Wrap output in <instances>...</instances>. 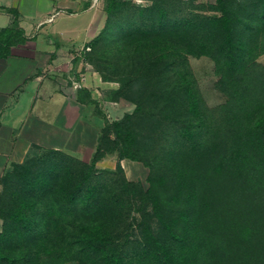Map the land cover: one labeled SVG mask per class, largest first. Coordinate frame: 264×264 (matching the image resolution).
<instances>
[{
	"label": "trees",
	"instance_id": "1",
	"mask_svg": "<svg viewBox=\"0 0 264 264\" xmlns=\"http://www.w3.org/2000/svg\"><path fill=\"white\" fill-rule=\"evenodd\" d=\"M149 1L151 4L147 7H133L131 1L106 0L104 29L87 45L89 51L84 50V57L88 63L102 60L110 65L114 61V57L107 54L112 50L108 47L113 44L111 37L114 38L110 30L112 27L119 28L117 25L121 23V15L127 10L125 8L132 11L125 15V18L131 21L132 31L128 33V38L131 36L133 38L130 42L124 40L121 44L122 48L118 46L112 52L113 55L121 58L126 54L131 61H128L122 72L128 74L129 82L124 83V87L117 92L118 95L127 97L138 85L141 90L140 98L148 100L150 95H155L157 85L154 81L159 74V66L168 57H173L176 61L174 66L170 67L171 72L176 69L180 58H185L186 55L194 57L204 55L223 67L229 78L243 76L246 70L245 63L251 54L245 39L264 30V22H261L264 21V0L256 2L262 10L254 16V20L261 24L256 28L246 23L238 31L233 27L234 22L229 16L230 12L225 0H217V7L210 15L206 11L204 14L202 9L193 7L190 0ZM6 32L3 30L0 35ZM144 33L150 36L151 42L133 44V40ZM129 46L131 47L128 48ZM98 50L104 53L102 58L94 54ZM96 69L101 79L107 81L102 69ZM126 69L131 73H127ZM141 76L146 78V88H141ZM239 78L237 80L241 81ZM186 82L187 78L184 74H178L175 79L178 95L183 99L177 111L192 115V120H196L200 127V119L197 118L200 113L196 110L193 88ZM136 95L139 97L138 92ZM170 98L172 99V95L166 100ZM253 107L261 109L264 104L257 102ZM141 111H143L142 105L137 104L133 113L106 123L100 129L90 165L64 153L46 150L41 152L44 153L43 159H36L32 163L31 160L38 156L36 155L11 169H20L26 173L34 162L40 160L38 163H42L43 167L35 174L42 175L40 180L42 178L46 180L45 176L50 173L62 174L59 188L61 202L66 203L67 206H74L80 197L86 207L101 205L104 197H102V187L96 180L108 176L109 180L115 182V178L122 174V170L97 172L94 164L112 153H116L118 161L141 160L137 133L133 127L134 118ZM167 116H164L163 120ZM187 129L188 127L185 126L178 131L186 134ZM201 133L203 130L198 128L191 135L193 149L199 146L197 139ZM179 137L181 138L175 140L174 144L189 139L188 137L186 140V136ZM261 151L264 152V113H260L251 124L247 125L242 142L226 157L234 163L233 170H236L235 180L232 181L244 189L240 192V196L231 182L220 193L223 195V204H218L220 208L217 207L216 202L213 203L212 197L207 199L203 197L199 203L195 181L191 175H186L182 168L174 178L176 191L172 193L171 199L174 201L182 199L184 208L179 210L177 215L165 220L162 210L161 212L158 210L160 207L158 199L155 198L153 200L155 212L162 232L155 236L151 232L150 225L138 224V227L142 228V238L139 240H128V235L123 234L126 228H123L119 221L115 224L103 217L96 225L80 227L75 240L68 246L64 242L56 243L50 238L52 231L62 224V219L51 222V218L42 212V220L37 223L38 206L33 198L36 192L33 191L32 195L24 198L17 193L8 207L0 208V219L5 222L4 232L0 233V264H24L22 258H12L16 254L10 249L15 242H22L30 235L34 236L35 245L30 248L29 254L36 256L43 253L48 256L49 264H66L67 261L79 264H256L257 262L264 264L262 249L258 248L253 239L256 235L258 240H264V209L257 211L245 200L247 190L251 189L253 193V188L258 183L264 186V163L259 162L264 157ZM113 185L106 189L104 195L106 198L110 195L114 198L111 203L119 205L124 198L122 190L134 187L135 184L124 179L121 185H118L119 188H112ZM28 187L33 186L28 185ZM28 187L25 185L24 189L27 190ZM19 190L21 194L26 192L22 193V187ZM140 193L139 199L142 202L150 198L149 196L158 195L156 191L154 195ZM227 198H229L228 203L225 201ZM208 204L214 206L210 212L207 209ZM210 214L212 217L210 222L214 224L216 230L214 236L219 237L222 243L219 250H212V254L203 242L206 239L203 233L208 231L207 218ZM119 215L121 216L120 212ZM38 224H41L40 227Z\"/></svg>",
	"mask_w": 264,
	"mask_h": 264
},
{
	"label": "rangeland",
	"instance_id": "2",
	"mask_svg": "<svg viewBox=\"0 0 264 264\" xmlns=\"http://www.w3.org/2000/svg\"><path fill=\"white\" fill-rule=\"evenodd\" d=\"M190 1H192L193 7L202 9L204 14L206 11L208 15L213 14L214 8L217 7V0ZM256 2L258 0H225L235 30H241L246 23L257 28L261 22H264L254 20L255 14L262 10L260 6H257L258 4L256 5ZM130 3L133 7H147L151 4L149 0ZM125 9L127 10L121 15V23L117 25L119 28L112 27L110 30L111 34H114V38L111 37L113 44L108 47L112 50L107 54L113 56L114 61L110 65L102 60H96L95 63L89 62V64L100 79V73L96 68L102 69L103 76L108 79L107 81L101 79L102 83L114 87V89L108 90L107 96L108 99L115 100L118 105L122 106L123 109H119V112L123 114L121 118L126 114L133 113L137 104L142 105L143 111L136 114L133 124L140 146L141 160L118 161L116 153L108 154L98 160L94 164L97 172H119L121 169L122 174L115 178V182L109 180L108 176L96 180L97 184L102 187L104 202L94 207L84 206L80 197L74 206H67L66 203L60 201L61 173L47 174L46 180L44 178L40 180L41 174L35 175L43 167L42 163L39 164L38 161L43 159L44 153L31 160L32 162L41 158L33 165H28L30 170L26 173L13 168L8 170L0 181V208L8 207L17 193L24 198L32 195L33 191L36 192L33 198L38 206L37 223L42 220V212L51 218V222L62 219V224L52 231V238L50 239L56 243L64 242L67 246L75 240V235H77L80 227L96 225L102 221L103 217L115 224L119 221V224L126 228L123 234L128 235V240L142 238V228L138 227V224L150 225L151 232L155 236L161 234L160 222L155 212L153 200L158 199L160 204L158 210L159 212L162 210L166 217L165 220L177 215L179 210L184 208L182 199L178 201L171 199L172 193L176 191L174 178L177 172L182 171V168L184 173L191 175L195 181L199 193V203L203 197L206 199L212 197L213 203L216 202L217 207L220 208L218 204H223V195L220 193L231 182L235 185L240 196V192L244 189L232 181L235 180L236 170H233L234 163L226 157L242 142L244 129L247 125L251 124L260 113H264V107L261 109L253 107L257 102L264 104V30L249 39H245L247 48L251 49V54L245 63L246 70L241 78L237 76L234 79L229 78L223 67L218 66L213 59L204 55L196 57L186 55L185 58H180L176 69L171 72L170 67L174 66L176 61L173 57H168L159 66V74L154 81L157 85L155 95H150L148 100L140 98L139 85L127 97L118 95L117 92L130 79L128 74L122 73L130 61L128 56L125 54L121 58L112 54L118 46L122 48L123 45L121 44L124 40L130 42L133 38V36L128 38V33L132 31L130 28L131 21L125 18V15L132 11L129 8ZM249 15L252 17H248ZM150 42L151 38L147 33L133 40V44H148ZM94 54L99 55L100 58L104 55L101 50L95 51ZM126 71L131 73L127 69ZM178 74H184L187 78L186 83L193 88L196 110L200 113L197 115V118L200 119V127L196 120H192V115L177 111L183 101L178 95L179 90L175 84ZM140 85L141 88L147 86L144 76H141ZM136 92H138L139 97ZM171 95L172 99L166 100ZM173 98L175 99L173 100ZM98 110L104 125L121 119L116 114L109 117L108 113H103L101 108ZM164 116L167 117L163 120ZM185 126L188 127L187 133L181 134L178 130ZM198 128L202 129L203 133L197 139L199 146L193 149L190 137ZM179 136H186L185 139L187 140L188 137L189 139L186 142L180 140V143L174 144L175 140L181 138ZM168 149L170 150L168 151ZM263 153L261 151V155ZM82 162L90 165L92 164V157ZM259 162L264 163V157ZM124 179L135 185L122 190L124 193L123 202L114 205L111 203L114 198L110 195L106 198L104 193L113 184L112 188H119L118 185H121V181ZM163 180L166 182L164 183ZM25 185L27 187L32 185L33 187H28L26 190L24 189ZM20 187H22V193L26 191L24 194L19 193ZM253 189V193L251 189L246 191L245 200L253 205L257 211L262 210L264 209V186L258 183ZM154 191L158 195L149 196L150 198L143 202L139 199L140 192L154 195ZM228 200L229 198L225 199L226 203ZM213 208L212 204H208V212L212 211ZM119 212L121 216H118ZM211 218L210 214L207 218L208 231L203 233L206 238L203 242L205 246L209 247L212 254V250H219L222 243L219 237L214 236L216 230L214 224L210 222ZM4 225L5 222L0 219V233L4 232ZM7 230L9 232V229ZM253 239L258 248L262 249L261 255H264V240H258L256 235L253 236ZM34 245L33 235L22 242H15L10 249L16 254L12 258H22L24 264H49L47 255L40 253L32 256L29 254L30 248H33ZM66 264L79 263L67 261Z\"/></svg>",
	"mask_w": 264,
	"mask_h": 264
},
{
	"label": "crops",
	"instance_id": "3",
	"mask_svg": "<svg viewBox=\"0 0 264 264\" xmlns=\"http://www.w3.org/2000/svg\"><path fill=\"white\" fill-rule=\"evenodd\" d=\"M105 7L106 0H0V32L7 31L0 35V181L46 150L91 158L104 126L98 109L123 115L107 96L114 87L84 57L104 29Z\"/></svg>",
	"mask_w": 264,
	"mask_h": 264
},
{
	"label": "built area",
	"instance_id": "4",
	"mask_svg": "<svg viewBox=\"0 0 264 264\" xmlns=\"http://www.w3.org/2000/svg\"><path fill=\"white\" fill-rule=\"evenodd\" d=\"M93 1H94V3H97L98 0H93ZM85 50L89 51V48H86Z\"/></svg>",
	"mask_w": 264,
	"mask_h": 264
}]
</instances>
